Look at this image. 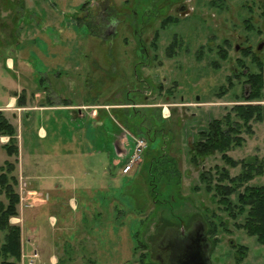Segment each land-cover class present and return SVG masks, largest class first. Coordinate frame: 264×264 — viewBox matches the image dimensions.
Returning a JSON list of instances; mask_svg holds the SVG:
<instances>
[{
    "label": "rangeland",
    "instance_id": "obj_1",
    "mask_svg": "<svg viewBox=\"0 0 264 264\" xmlns=\"http://www.w3.org/2000/svg\"><path fill=\"white\" fill-rule=\"evenodd\" d=\"M243 51L264 63V0H0L1 61L8 56L24 66L21 85L36 104L61 105L21 110L16 121L0 111L18 141V156L8 157L2 146L10 137L0 136V174L6 162L14 165L17 212L23 192L32 191L20 185V165L41 176L45 205L34 209L37 229L55 233L66 251L76 248L91 264H174L173 244L181 252L178 243L194 228L206 235L210 264H238L236 244L248 248L240 264H264V245L235 227L242 218L222 212L199 178L215 166L234 177L240 167H228L220 154L193 165L189 155L199 133L234 106H264V86L261 102H244L250 90L237 60L253 73L255 66ZM0 72L9 73L6 66ZM17 94L25 105L27 91ZM131 137L147 146L123 174ZM241 137L243 145L227 155L262 160L264 120L251 122ZM92 167L101 170L98 178L87 172ZM105 167L115 180L103 179ZM213 215L228 232L208 236ZM51 216L65 232L53 231ZM16 217L10 223L20 228L22 243L36 233L22 232ZM33 253L21 250L18 264Z\"/></svg>",
    "mask_w": 264,
    "mask_h": 264
},
{
    "label": "trees",
    "instance_id": "obj_2",
    "mask_svg": "<svg viewBox=\"0 0 264 264\" xmlns=\"http://www.w3.org/2000/svg\"><path fill=\"white\" fill-rule=\"evenodd\" d=\"M248 28H252L251 25ZM246 58H251L255 66V73L250 71L244 59H238L237 64L245 73L246 84L249 87V96L244 102H259L263 98L264 86V63L250 52L243 51ZM19 107L24 106L23 97H17ZM235 117L236 120H234ZM264 120V106L262 105H238L221 120H213L206 130L199 133L197 142L190 149V162L198 165V161L205 157L220 154L222 161L230 168L240 167V173L231 177L226 168L215 166L212 170L202 171L200 174L201 184L204 191L211 194L213 201L218 204L222 212L236 221L242 218L241 223H235L237 229L243 230L249 237H254L258 244L264 245V182L260 185L250 186L252 180L264 178V158L253 161H235L227 155L233 148L243 145L242 131H250V123L262 122ZM0 136L10 137L8 144L2 148L8 157L18 156V141L13 126L4 118L0 112ZM6 173L0 174V195H4L5 202L0 200V264H18L20 261L21 239L20 228L10 223L11 217L18 215L17 205L19 196L15 191L18 182L13 174L15 167L6 162ZM3 168L0 167V171ZM10 175V176H9ZM217 220V222H216ZM208 236L215 237L218 228L228 232L221 218L213 215L209 223ZM217 242V240H214ZM236 263L240 264L246 258L248 248L236 244ZM140 264H144L141 260Z\"/></svg>",
    "mask_w": 264,
    "mask_h": 264
},
{
    "label": "crops",
    "instance_id": "obj_3",
    "mask_svg": "<svg viewBox=\"0 0 264 264\" xmlns=\"http://www.w3.org/2000/svg\"><path fill=\"white\" fill-rule=\"evenodd\" d=\"M4 66H6V69L8 70L9 73L8 75L7 74L5 75L4 72H2L3 74L0 72V81H1L0 82V94H1L0 95V111L12 112V116H13L12 118L14 121H16L19 115H21L19 113L21 112V110L27 111L28 113L30 111L45 112V111L54 110V109L61 110V105H59L58 107L54 106V104L43 106L40 104H36L33 101V98L31 97V93H29L30 91L24 88L25 85H23V87L21 85V78L24 75V73H26L24 66L18 65V63H15V61L11 60L8 56L4 58L3 61H1V57H0V70H2ZM13 80H15L16 83H14ZM6 83L16 86V89H14V87L10 88V86H7ZM21 90L27 91V96H28L25 102V105H24L25 107L23 108L18 107L17 97H16L18 95L17 93H19ZM34 90H35V87H34ZM33 95L35 96V93ZM79 115L81 116L80 111H79ZM90 117L92 119L96 118L94 114H91ZM14 121L12 122L13 125L15 124ZM97 124H99V122H97ZM39 135L40 137H45V138L47 137L46 132L41 128L39 130ZM18 138H19V135H18ZM118 150H120V148L117 149V152ZM87 155H90L89 157H91L90 153H88ZM114 164L115 163H113L112 161V165ZM51 166H52V170L57 169V166L55 165H51ZM87 172L92 173L91 175H95L98 178L99 174L101 173V170H99L96 167H92L91 169H88ZM18 173H19L20 185L22 186V184H24L27 187H31L32 191L28 192L27 197L24 194L25 192L22 191L23 192V195L21 197L22 202H24L25 205H28V206L26 207L25 205L21 206V208L19 209L18 215L15 219L17 221L21 219L17 225L21 227L22 232L25 230L31 229L34 231V233H36L35 235L31 234L30 237L25 238V240L24 239L22 240L21 250H23L27 255L29 254L28 256H30L32 252H35V251L37 252L38 259H36V262L34 264H81V262H84V261L87 264H91L90 261L88 259H85L79 253L78 250H75L76 249L75 247H74L75 248L74 250L72 251L70 250L71 252L66 251V247H67L66 242L64 241L63 243L60 244L55 238V233L52 232V234L51 233L47 234L37 229V226L35 225L34 209L38 207L41 208L43 205H45V202L42 198L43 190H41L37 184L41 176L35 173L31 174L28 171L24 172L23 166H20V165L18 167ZM66 174H67V179L73 178L72 175L68 176L67 171H66ZM102 176H103V179L108 178V179L115 180V177L113 176H111L110 178L109 172H107L106 167L105 169H102ZM50 179L52 180V178ZM72 206L75 208V205L73 203H72ZM50 220H51V226L54 232H57V231L65 232V231H62L61 226L59 228L56 227L58 226V223L57 221L55 222V218L53 216L50 217Z\"/></svg>",
    "mask_w": 264,
    "mask_h": 264
},
{
    "label": "flooded vegetation",
    "instance_id": "obj_4",
    "mask_svg": "<svg viewBox=\"0 0 264 264\" xmlns=\"http://www.w3.org/2000/svg\"><path fill=\"white\" fill-rule=\"evenodd\" d=\"M171 4L168 5L166 11L169 10ZM136 14L134 13V17ZM135 22L137 24V17H135ZM142 26H145V23H141ZM190 229V228H189ZM198 228L192 229V231L188 232V238L185 244H183V248L181 252H177L176 243L173 244V250H175L174 264H201L199 256H198V248L201 247V236L198 232ZM200 241V243H199ZM172 244V243H171ZM184 250V251H183ZM183 251V252H182Z\"/></svg>",
    "mask_w": 264,
    "mask_h": 264
},
{
    "label": "built area",
    "instance_id": "obj_5",
    "mask_svg": "<svg viewBox=\"0 0 264 264\" xmlns=\"http://www.w3.org/2000/svg\"><path fill=\"white\" fill-rule=\"evenodd\" d=\"M133 140V149L132 153L126 160L123 168H122V173L127 174L131 171V169L136 166L137 162L140 160L141 155L143 151L145 150L147 144L143 138H135L131 137ZM21 201V200H20ZM37 257V252L35 251L32 255V258H30L28 264H34L33 259Z\"/></svg>",
    "mask_w": 264,
    "mask_h": 264
},
{
    "label": "water",
    "instance_id": "obj_6",
    "mask_svg": "<svg viewBox=\"0 0 264 264\" xmlns=\"http://www.w3.org/2000/svg\"><path fill=\"white\" fill-rule=\"evenodd\" d=\"M200 236H201V243H200V241H199V243H200L201 247L198 248V256H199L200 262H201V264H210V262H209V252H210L209 243L207 242L206 235L200 234ZM185 243L186 242H180V243H178V245L182 246Z\"/></svg>",
    "mask_w": 264,
    "mask_h": 264
},
{
    "label": "clouds",
    "instance_id": "obj_7",
    "mask_svg": "<svg viewBox=\"0 0 264 264\" xmlns=\"http://www.w3.org/2000/svg\"><path fill=\"white\" fill-rule=\"evenodd\" d=\"M113 23H115V21H113Z\"/></svg>",
    "mask_w": 264,
    "mask_h": 264
}]
</instances>
